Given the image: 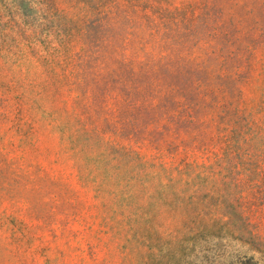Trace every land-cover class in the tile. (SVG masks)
Returning a JSON list of instances; mask_svg holds the SVG:
<instances>
[{
	"label": "rangeland",
	"instance_id": "rangeland-1",
	"mask_svg": "<svg viewBox=\"0 0 264 264\" xmlns=\"http://www.w3.org/2000/svg\"><path fill=\"white\" fill-rule=\"evenodd\" d=\"M264 263V0H0V264Z\"/></svg>",
	"mask_w": 264,
	"mask_h": 264
},
{
	"label": "trees",
	"instance_id": "trees-1",
	"mask_svg": "<svg viewBox=\"0 0 264 264\" xmlns=\"http://www.w3.org/2000/svg\"><path fill=\"white\" fill-rule=\"evenodd\" d=\"M238 264H258L257 261H255L253 259V257H246V258H243L242 260H240L238 262ZM264 264V263H263Z\"/></svg>",
	"mask_w": 264,
	"mask_h": 264
}]
</instances>
